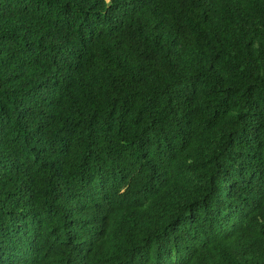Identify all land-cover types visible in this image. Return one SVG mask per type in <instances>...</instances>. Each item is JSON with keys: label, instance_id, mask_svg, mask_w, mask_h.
I'll return each mask as SVG.
<instances>
[{"label": "trees", "instance_id": "1", "mask_svg": "<svg viewBox=\"0 0 264 264\" xmlns=\"http://www.w3.org/2000/svg\"><path fill=\"white\" fill-rule=\"evenodd\" d=\"M0 264H264V0H0Z\"/></svg>", "mask_w": 264, "mask_h": 264}]
</instances>
